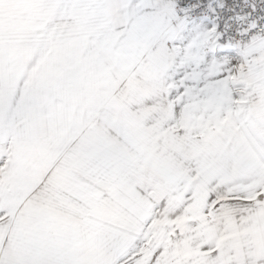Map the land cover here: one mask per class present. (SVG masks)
<instances>
[{"label":"snow or ice","instance_id":"obj_1","mask_svg":"<svg viewBox=\"0 0 264 264\" xmlns=\"http://www.w3.org/2000/svg\"><path fill=\"white\" fill-rule=\"evenodd\" d=\"M0 264H264V0H0Z\"/></svg>","mask_w":264,"mask_h":264}]
</instances>
